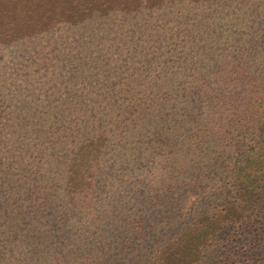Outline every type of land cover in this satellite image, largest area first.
Masks as SVG:
<instances>
[{
    "label": "trees",
    "instance_id": "obj_1",
    "mask_svg": "<svg viewBox=\"0 0 264 264\" xmlns=\"http://www.w3.org/2000/svg\"><path fill=\"white\" fill-rule=\"evenodd\" d=\"M217 54L245 77L209 126L237 129L239 164L185 139ZM168 143L191 155L108 164ZM0 264H264V0H0Z\"/></svg>",
    "mask_w": 264,
    "mask_h": 264
},
{
    "label": "rangeland",
    "instance_id": "obj_2",
    "mask_svg": "<svg viewBox=\"0 0 264 264\" xmlns=\"http://www.w3.org/2000/svg\"><path fill=\"white\" fill-rule=\"evenodd\" d=\"M215 9V5L213 3L210 4V11ZM236 14H237V6L235 7ZM216 15V14H215ZM227 20L233 19V16L228 18L226 16ZM177 23H180L179 19H173L170 21L169 26H176ZM234 23V22H233ZM232 22L228 21L226 24V28L224 29V35L223 37L225 39L232 38L233 39V30L235 29L234 26H231ZM181 26L178 25L177 28ZM219 34V33H218ZM166 36L173 37L170 33H166ZM218 54L215 55V70L211 72L207 77H205V88L204 90L207 93L206 96V105L203 108V114L198 117L192 118V125L193 128L192 132H189V134L186 135L185 139H189L191 142H199V138H202L204 135H206V143L207 147L210 148L208 151H206V163L208 164H239L241 162L240 153L244 149L240 150L239 145H235V142L233 139H237V129H219V131L216 130H210L209 126H218L220 124L221 120L218 115L217 118H212L211 115L213 112L217 113H223L225 118L229 117L233 119L237 115L231 114L230 112H224L225 105H229L232 102V99L229 97L234 92H237V80H244L245 77H243L241 74H237V60L236 61V67H233L230 65V67L227 69L229 72L223 71V75L220 76L218 72H222L223 66L222 63L217 61ZM175 59H177V56H175ZM224 59V58H223ZM234 61L233 59H229V63ZM226 63V62H225ZM226 66V65H224ZM156 71L152 74L150 73L149 77H146L149 82H151L152 78L155 77V75L160 71V67L156 66ZM154 70V69H153ZM145 76L147 73L144 74ZM160 76L163 77H169L170 72H159ZM207 75V74H206ZM155 79H159L156 78ZM221 79V81H220ZM160 82H162L159 79ZM167 84H164V87ZM211 112V113H210ZM208 113H210L208 115ZM205 116V117H204ZM210 117V118H209ZM214 119L215 121H213ZM227 121V120H226ZM212 122V123H211ZM176 123V129L181 124H184V122H181L180 120H175ZM228 123V121H227ZM236 124V122H234ZM161 124L164 126V123L161 122ZM191 124L189 122L186 123ZM237 125V124H236ZM208 128V129H207ZM182 130V129H179ZM182 133V132H181ZM99 135V134H98ZM98 135L92 137L91 139L82 142L79 144L78 148L74 151L70 164H97L99 158L101 157L102 148L105 144V141L102 137L97 138ZM176 139V138H175ZM184 137H181L180 140H183ZM190 144V143H189ZM171 143H168L164 145L163 147H159L158 149H152L149 151L136 150L134 148H129L127 151H122L119 153V150H113L110 151L109 148L106 150L107 157L110 158V163L117 160L113 164H121L118 160H125L122 164H179V162L174 163L177 158H180L179 160H183V155L188 152L189 156L191 155L190 150L185 147L178 148L179 152L175 154L170 153V147ZM180 146H183L180 144ZM189 146V145H188ZM186 150V151H185ZM185 151V152H184ZM187 155V154H186ZM248 158V156L246 157ZM199 163L200 160H198V157L194 158L192 161ZM204 164V163H202ZM87 176V174H86ZM82 175L80 176V180L82 179ZM87 178V177H86ZM79 180V181H80ZM81 182V181H80ZM215 206L212 205L211 208ZM219 208L216 207L214 212H218ZM214 246H218L219 244L217 241H214ZM214 249V248H212Z\"/></svg>",
    "mask_w": 264,
    "mask_h": 264
}]
</instances>
